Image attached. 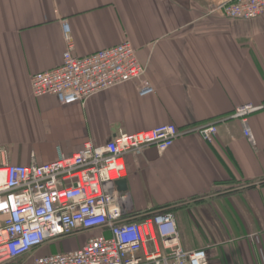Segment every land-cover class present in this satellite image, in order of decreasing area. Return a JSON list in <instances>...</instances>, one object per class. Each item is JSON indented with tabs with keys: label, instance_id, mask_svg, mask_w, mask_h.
<instances>
[{
	"label": "crops",
	"instance_id": "1",
	"mask_svg": "<svg viewBox=\"0 0 264 264\" xmlns=\"http://www.w3.org/2000/svg\"><path fill=\"white\" fill-rule=\"evenodd\" d=\"M228 1L0 0L2 162L43 164L87 141L160 125H214L211 142L189 132L164 152L126 156L124 192L134 213L171 209L182 247L205 248L209 264H264V14L244 21L212 12ZM64 23L78 57L129 40L154 93L140 98L131 82L83 105L35 97L31 77L62 62ZM243 105L262 107L247 117L254 144L231 118ZM100 233L72 248L61 238L38 255L80 249Z\"/></svg>",
	"mask_w": 264,
	"mask_h": 264
},
{
	"label": "built area",
	"instance_id": "2",
	"mask_svg": "<svg viewBox=\"0 0 264 264\" xmlns=\"http://www.w3.org/2000/svg\"><path fill=\"white\" fill-rule=\"evenodd\" d=\"M212 12L250 21L264 14V0H231ZM62 36L61 64L31 77L35 97L53 96L64 106L83 105L97 93L131 82L137 83L140 98L154 93L145 80L146 67L129 40L78 57L65 23ZM261 108L243 105L231 115L240 121L242 135L252 144L247 117ZM189 132L211 142L217 128L209 125L180 131L167 124L138 133H118L104 145L87 141L70 157L58 153L53 161L28 166L2 162L6 151L0 147V264H209L205 248L182 247L171 209L134 213L128 195L116 187L127 175L126 156L138 155L147 147L164 152ZM90 231L101 233L89 237L80 249L37 254L48 243Z\"/></svg>",
	"mask_w": 264,
	"mask_h": 264
},
{
	"label": "rangeland",
	"instance_id": "3",
	"mask_svg": "<svg viewBox=\"0 0 264 264\" xmlns=\"http://www.w3.org/2000/svg\"><path fill=\"white\" fill-rule=\"evenodd\" d=\"M85 238H86V235L84 233L73 234L67 238L68 241L66 243H64L61 247L62 248L75 247L76 245H79L80 243H82L85 240ZM62 240H64V239H62ZM53 245H54V247L58 246V243L55 241V242H53ZM53 245H51V246H53ZM37 254H39L38 251H37ZM7 264H21V262L20 261H12V262H9Z\"/></svg>",
	"mask_w": 264,
	"mask_h": 264
},
{
	"label": "water",
	"instance_id": "4",
	"mask_svg": "<svg viewBox=\"0 0 264 264\" xmlns=\"http://www.w3.org/2000/svg\"><path fill=\"white\" fill-rule=\"evenodd\" d=\"M117 190L120 192L126 191V182L125 180L118 181L116 183Z\"/></svg>",
	"mask_w": 264,
	"mask_h": 264
}]
</instances>
